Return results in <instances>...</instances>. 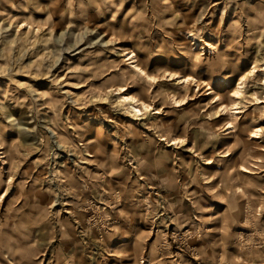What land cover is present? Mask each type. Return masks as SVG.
<instances>
[{"label":"rangeland","instance_id":"1","mask_svg":"<svg viewBox=\"0 0 264 264\" xmlns=\"http://www.w3.org/2000/svg\"><path fill=\"white\" fill-rule=\"evenodd\" d=\"M80 2L81 0H76L71 9L68 7V0H59V2H55V0H33L31 4L27 0H13L16 7H12L9 4L0 5L7 14L6 16H0V27L7 29V35L3 39L8 42L7 46L0 43V72L9 74L15 72L16 74L12 79L18 81V84H13L8 75H0V100H4V107L7 109L6 113H0V137L5 142V149H0V152L3 150L7 151L11 145L13 146L19 141L20 147L18 151L21 153L20 157L13 159L11 162H9L8 156L0 159V174L5 182L11 179L13 170L16 169L17 163L19 164L18 171L15 172V179L12 180L11 189L7 191L3 204L0 205V219L6 216L10 219L15 216L16 213L12 210L13 206L16 209L25 206L24 213L33 220V236L36 241L43 243L47 236V231L44 225L39 222V219L42 211L51 202L53 204L51 210L59 212L61 219L71 222L73 240L63 243L57 241L44 247L40 256L43 264H70V262L72 264H93V261H96V264H118L115 257L108 256L98 245L101 237L95 228L92 229L91 237L81 235L88 229L89 222L96 215V209L109 212H111V209L107 208L106 203L102 202L98 193L91 188L86 189L81 194L82 210L76 215H74L73 209V204L76 202L72 197L65 196L61 203H55L49 191L55 188V185L49 182L45 165L37 164V161L44 159V156L42 152L33 150L39 145L41 137L38 134L21 133L19 129L9 124V119L13 117L18 121L32 120V105L21 106V102L32 95L29 92V88L34 89L36 95L40 91L52 93L53 98L56 100H63L64 95L68 92L76 94L75 98L82 106L76 108L72 104L65 103L60 118L62 121L72 122L80 127L87 125L86 133H79L73 143L80 146L88 145V154L84 156L83 162L80 163L78 168L76 163L78 160L77 156H69L67 151H59L55 164L61 171L70 170L77 177L85 176V169L89 173L100 175L103 169L97 167L96 161L103 162V157L93 155V153H99L103 150L106 155L118 152L120 156H126L127 152L124 150L126 146L128 148H136L144 142L145 137L155 138L156 134L150 128L143 126L144 122L149 118L154 121L159 120L158 122L171 127L176 132L177 137L182 138L181 140L184 137L180 133L184 132L186 125V121L181 120V116L184 113H199L202 108L207 113H211L215 109L218 114L209 123L219 128L229 121V111L219 110L218 105L221 102L232 104L231 101L235 98L233 96L234 88L239 81L240 75L248 72L254 63L258 67L255 72L250 74L251 80L248 78L245 94L241 99H244L246 95L251 98L257 93L258 88H249L248 84L253 83L257 79L264 80V63L261 62L264 61V47L257 42L258 38L249 34L247 28H245L243 39L240 40V45L243 46L242 52L240 46H236L228 52V55L236 58L237 70L234 74L227 75V78H225V75L210 76L206 68L201 69L199 72L200 77H203L202 79L206 81L208 79L212 80L211 88L214 89L215 95L195 94L194 99H187L179 107H165L160 101H156L152 106L153 108H163L162 113H156L155 116L151 117L146 116L144 120H137L123 113L111 112L109 104L105 103L112 95L111 90L104 87L110 77L119 76L129 69L133 73H139L133 68L132 60L128 59L129 55H123V50H135L141 65H147L148 72H152L154 69L188 71L192 61L184 54L185 50L196 53L204 50L207 55L209 48L205 45V42H209L212 46L219 45V51L221 52L231 47L233 37L229 28L239 18L241 12V9L238 8L239 0L231 3L229 0H171V9L167 11L168 6L160 4L159 0H126L124 7L120 10L115 20L112 19L115 9L109 11L106 7L101 9L103 15H99L94 5H88L85 9H80ZM84 2L87 3V0H84ZM118 2L119 0H117ZM42 8H46L47 11H41L40 9ZM133 8L136 11L147 8L149 16H156L155 24L148 26L134 23L132 17L128 15ZM49 13L52 14L51 23H45L48 20ZM176 13L180 15V19L176 23L181 25V27L170 28L165 26L164 31H161L158 26L160 21L171 20ZM27 23H30V25H27ZM85 23L90 29L94 28L96 31L93 35L84 39L83 43H80L73 52L63 53L64 58L59 61L52 73L53 75L59 73L61 83L64 84L63 91L56 92L57 86L52 84L51 77L46 76L45 68L41 66L51 63V57L48 59H43V57L45 51L53 49L54 45L51 42L46 45L42 44L40 42L41 38L54 41L65 30L78 35ZM42 24L45 25L37 31L36 27ZM69 25H75V27H69ZM195 29L201 30L199 39L192 35V31ZM113 30L119 32L120 36H132L133 38L129 40L113 37L111 35ZM165 32H172L173 36L168 37ZM101 37H103L105 42L110 39L114 40V42L107 44L106 47H102L99 44L93 48L87 47L90 41H95ZM161 47L165 49V54L156 55L155 53ZM97 52H102L103 55H89V53ZM17 58L20 61L17 69L23 67L25 71L19 72L17 69L12 68L11 62ZM109 65L114 67H109ZM76 67L91 69L89 72L78 74L83 76V81L77 80L75 76H72V69ZM105 72L107 73L106 75L104 74ZM108 72L111 73L108 74ZM70 76L72 78H69ZM164 83L166 84V90L180 87L176 81L171 83L165 81ZM159 87L160 83L157 81L153 82L145 78L143 87L140 85L130 86L126 92L138 97V94L144 88L148 89V94H152ZM258 87L264 88V83H261ZM93 88L96 89V92L89 96V90ZM200 91H203V89H200ZM7 93H12L11 98L7 97ZM216 95L228 97V99L215 101ZM256 99L258 103L249 104L245 111L235 113L240 116V119L235 124L236 131L232 132L230 127L226 128L229 134H221L218 140L212 142L214 146L205 149L203 153L212 157L217 152L231 148L236 143L237 138L245 142L240 147L229 152L223 158L222 163L214 161L211 164H201L207 174L215 177L212 180V184L216 187H219L221 183V177L217 176L216 173H223L226 170L230 171L231 168L237 166H239L241 178L264 185V171L260 170V166L264 164V159H261V155L264 154V119H259V113L254 112L255 108L264 107V100H261L259 96H256ZM41 103H43V100H36L37 105ZM97 108L105 110L110 120H105L100 116L96 111ZM154 110L156 109H150L147 113H151ZM52 115L53 112L45 107L41 109L40 119L44 120ZM205 119V115H201L198 120H192L193 126H189L187 129V143L183 147L175 149V152L185 162H191L194 159L192 152L185 149L191 148L194 140L202 143L200 130L195 125L203 123ZM110 121H115V123ZM101 125H103L102 132ZM258 125L263 128L259 134L260 137L252 138L253 128ZM27 126L33 127L34 123H29ZM39 131L46 133L47 128ZM72 132L73 128H68L69 138H72ZM81 136L83 139H80ZM180 139L178 138V141ZM89 141H95V143L90 144ZM161 147L167 152L174 150L172 146L164 145L162 140ZM252 149H255V151L252 152ZM246 150L249 151V156L241 159ZM25 152L29 153L27 159L23 158ZM117 163H123L127 171L122 176L109 177V179L113 181L112 187L116 188L117 191L122 187H127L130 195L126 203L121 204V207L136 214L131 225H124L125 230L134 232L138 228L152 233L151 238L145 245L146 250L143 252L137 250L134 257L124 260L123 264H137L136 257L139 256L143 257V264H148V252L152 250L154 245L158 253L155 259L159 261V264H170L174 257L177 258V264H199L197 256L172 239L177 232L182 234L192 230V225L189 224L182 229H178L177 225L168 219L172 215L171 212L160 215L152 223L146 222V207H141L140 205L141 201L149 197L153 201L164 197L175 202L180 199V195L176 192H165L153 186L148 187L146 190L141 188L137 191L136 182L138 177L132 166L127 161H117ZM242 164L250 172L241 170ZM25 181H27L26 186L24 184ZM139 184L143 185L144 180L139 179ZM7 188V183L0 186V194H3ZM188 191H198L197 186L192 185ZM248 193L253 196L264 195V193H260L254 188L248 189ZM205 198L208 200L206 206L213 209L212 212L205 213V216H222L224 214L228 207L226 203L212 200L206 193ZM106 200L107 197H104V201ZM240 202L242 204L247 203L244 200ZM92 205H95V208ZM160 211L163 213V209ZM191 211V204L187 199L183 200L182 205L176 209L177 215L185 217L189 216ZM113 219H116L115 214H113ZM192 223L198 225L200 222L198 219L193 218ZM218 224L219 221H213L210 224H206L205 227L213 228L218 226ZM236 230L239 231L241 229L237 228ZM214 237L215 234L207 239L191 240L188 243V248L204 249L207 245L214 242ZM164 240H167V243L171 245V248L167 250L170 254L160 255L159 253L163 250L159 248V244L163 243ZM105 243L112 248L128 245L129 250H132L134 236H118L114 240H105ZM229 250L236 251L235 248H230ZM180 257H182V260L179 259Z\"/></svg>","mask_w":264,"mask_h":264},{"label":"clouds","instance_id":"2","mask_svg":"<svg viewBox=\"0 0 264 264\" xmlns=\"http://www.w3.org/2000/svg\"><path fill=\"white\" fill-rule=\"evenodd\" d=\"M29 4L33 3V0H27ZM59 2V0H55ZM76 0H68V7L71 9ZM229 2H237V0H229ZM126 0H81L79 3L80 9H85L88 5H94L97 14L103 15L104 9L107 7L109 11L115 9L112 19L115 20L119 15L120 10L124 7ZM162 5H167V10L171 9V0H159ZM9 4L12 7H16L13 0H0V5ZM51 7V6H50ZM238 8L241 9L239 18L234 21L230 26L229 31L232 33L233 42L230 48L225 49L224 52L219 51V45H209V51L207 55L204 50L199 53L194 51L185 50V53L192 61L190 70H166L159 69L148 72L147 65H142L144 75L140 73H133L131 69L126 70L119 76L110 77L104 87L112 92L111 97L105 101L109 104V110L114 113H123L124 115L131 116L137 120H144L146 116H155L156 111H163V108L146 113L141 110L138 105H144L147 108L148 105L154 104L156 101H160L165 107H179L185 103L187 99H194L195 94L199 95H215L214 89L211 88L212 80L207 81L201 79L199 72L201 69L206 68L209 71L210 76L234 74L237 70L236 58L228 55V52L234 49L236 46H240L241 52L243 46L240 45V40L243 39L245 28H247L249 34L255 35L258 39L257 42L264 47V0H239ZM41 11H47L46 8L40 9ZM148 9L145 8L141 11H136L133 8L129 12V16L136 24L152 26L155 24L156 16H149ZM6 12L0 7V16H6ZM180 19L179 13H176L171 20H161L158 25L161 31H164V27L178 28L176 21ZM202 19V16H201ZM52 14L49 13L48 20L45 23H51ZM69 27H75V25H69ZM96 30L90 29L85 23L80 33L74 34L71 31L65 30L61 32L60 36L54 41H49L46 38H41L42 44L52 43L53 49L46 50L43 59L51 57V63L47 65H41L45 68L46 76L51 77V82L56 85V92L63 91L64 84L61 83V77L59 73L53 75V69L57 66L59 61L63 59V53L73 52L77 49L80 43H83L84 39L93 35ZM200 29L192 31V35L196 39L200 38ZM7 35V29L0 27V43L7 46V41L3 39ZM111 35L113 37L132 39V36H120V33L113 30ZM165 35L172 37V32H165ZM114 40L107 42L103 41V37L90 41L87 44L88 48H93L95 45H101L106 47L107 44L113 43ZM19 43V41H17ZM156 55L165 54L163 47L159 48ZM174 54V53H168ZM89 55L100 56L102 52L89 53ZM264 63V61H261ZM20 63L19 58L11 62L12 68L17 69V65ZM109 67H114L109 65ZM118 67V66H115ZM19 72L25 71L23 67L17 69ZM91 71L90 68L76 67L72 69V76H75L77 80L83 81V76L78 75ZM15 72L11 74L0 72V75H8L13 84H18V81L12 79ZM107 74L106 72L104 73ZM156 77L158 83H160L159 89L148 94V89L138 94L137 106L132 104L124 105L121 103V97L117 95L118 91L134 85H145L146 77ZM69 78H72L71 76ZM251 80V77H249ZM188 81V87H185L184 81ZM167 81L171 83L176 81L180 84L179 88H172L166 90ZM264 83L262 80H255L253 83H249L248 87H257L258 91L251 98L247 95L244 99H241L239 106L235 109V112H243L247 109L249 104L258 103L256 96H259L261 100H264V88L258 86ZM203 91H200V89ZM192 91L193 96H187V93ZM29 92L32 93L24 101L21 102V106L31 104V121H18L17 119L10 118L9 124L14 128L19 129L21 133L38 134L41 139L38 146L33 150L42 152L44 159L37 161V164L45 165L48 172V180L55 185V188L50 189V195L54 199L55 203H61L65 196L72 197L76 202L73 204L74 215L78 214L82 210L83 202L81 201V194L88 188L95 190L98 193L102 202H105L107 208L111 209V212L107 210L96 209V215L93 220L89 222L88 229L81 235H87L91 237L92 229L95 228L100 234V241L98 245L104 250L108 256L115 257L118 264H123L124 260L133 258L135 252L145 251V245L151 238L152 233L141 229H136L134 232H128L125 230L124 225H131L135 219L136 214L126 208L121 207L122 203H126L130 193L127 187L120 188L117 191L112 187L113 181L109 177H119L126 173L127 168L123 163H117V161H127L132 166L138 177L136 182V189L139 191L141 188L146 190L148 187L153 186L165 192H176L180 195V199L173 202L169 198L161 197L159 200L153 201L150 197L140 202L141 207H146L147 217L146 222L152 223L154 219L159 218L162 214L171 212L172 215L168 217L173 223L177 225L178 229H182L185 226L191 224L192 230L183 232H177L172 239L176 240L178 244L188 251L192 252L199 259V264H264V195L253 196L248 193V189H256L260 193H264V185L256 184L251 181L243 179L239 175V166L231 168L230 171L226 170L223 173H216L221 177V183L219 187L212 184V180L215 179L206 173L205 169L201 167V164H211L214 161L216 163H222L223 158L232 150L240 147L244 144V141L239 140L226 151L215 153L212 157L206 156L203 153L205 149L213 147L214 141L218 140L223 135H228L226 128H231L232 132L236 131L235 124L240 119L239 115H236L234 111H229L228 115L230 120L225 122L219 128H216L213 124L209 123L218 113L215 109L211 113H207L205 109H201L199 113H184L181 116V120L186 121L184 132L180 133L183 140L177 139L176 132L169 126L164 125L158 121H154L151 118L144 122V127L150 128L156 137H145L144 142L136 148L125 147L127 152L126 156H120L119 153H113L112 155H106L103 150L99 153H93V155H99L103 157V162L96 161L97 167L103 169L100 175L95 173H88L85 169L86 175L83 177H77L72 171H61L55 164V160L59 151H67L69 156H77V167L83 162L84 156H86L88 145L80 146L73 143V140L79 133H86L87 125L80 127L74 125L72 122L62 121L60 114L63 111L65 103L72 104L73 107L79 108L82 105L76 100V94L68 92L64 95L63 100H56L53 98L52 93H43L42 95H36L35 90L29 88ZM96 89L89 90V96L93 95ZM8 98H11L12 93L6 94ZM46 98V99H45ZM217 101H223L228 97H222L216 95ZM36 100H43V103L37 105ZM145 101L147 103H145ZM236 103L235 101H231ZM210 106V105H209ZM47 107L53 112V115L47 119H40V112L42 108ZM97 113L105 120H110L107 112L102 108L96 109ZM7 109L4 107V100H0V113H6ZM254 112L259 113V119H264V107H257ZM167 114V113H165ZM201 115H205L206 119L203 123L195 125L199 128L202 143L193 141L191 148L185 149L191 151L194 159L191 162H185L175 152V149L183 147L187 143V129L192 125V120L199 119ZM191 117V119H189ZM115 123V121H110ZM29 123H34L33 127H28ZM73 128V132L68 133V128ZM47 128V132L42 130ZM101 132L103 131V125L100 126ZM119 131V130H118ZM80 139H83L81 136ZM161 140L164 145L172 146L173 151L167 152L161 147ZM89 143H95V141H89ZM20 147L19 141L15 145L11 146L7 151L0 153V159L3 156L9 157V162L13 159L20 157L21 153L18 151ZM5 148V142L0 137V149ZM252 152L255 149L251 150ZM143 153V155H141ZM29 153L25 152L23 158L27 159ZM249 156V151L246 150L241 159ZM261 159H264V154L261 155ZM19 164L17 163L16 169L12 172V177L5 182L0 177V186L7 183L8 188L3 194H0V205L3 204L4 196L7 195V191L11 189L12 180L15 179V172L18 171ZM195 169V171H193ZM260 170L264 171V164L260 166ZM235 173V175H233ZM187 177V179H185ZM139 179L144 180V184H139ZM82 181V182H81ZM25 186L27 181L24 182ZM192 185H196L198 191H188ZM205 193L212 200H218L228 205L222 216H205V213L213 211L211 207L206 206L208 200L205 198ZM104 197L107 200L104 201ZM187 199L191 204V213L185 217L177 215L176 209L180 207L183 200ZM244 200L247 203L242 204L240 201ZM18 202V201H17ZM53 204L49 205L42 211L39 222L44 225L47 231V236L43 243L36 241L33 236V220L24 213V207L16 209L13 206L15 216L5 217L0 219V264H43L40 260L42 250L44 247L51 245L59 241L63 243L65 241L73 240V228L70 221L61 219L59 212H53L51 210ZM95 208V205H92ZM163 209V213H161ZM259 209V210H258ZM113 214L116 215V219H113ZM193 218L199 220V224H193ZM213 221H219L218 226L213 228H206V224H210ZM239 228L241 230L237 231ZM215 234L214 242L207 245L204 249H191L188 248V243L191 240L199 241L207 239L209 236ZM163 235V234H161ZM118 236H134V243L132 250H129L128 245H120L118 247H109L105 240H114ZM161 251L160 255L170 254L167 252L171 248V245L164 240L159 244ZM230 248H235L236 251H230ZM156 246H152V250L148 252V264H159V261L155 259L157 255ZM137 264H143V257H136ZM182 260V257L179 258ZM72 264V262H70ZM96 264V261H93ZM170 264H177V258H173Z\"/></svg>","mask_w":264,"mask_h":264},{"label":"bare ground","instance_id":"3","mask_svg":"<svg viewBox=\"0 0 264 264\" xmlns=\"http://www.w3.org/2000/svg\"><path fill=\"white\" fill-rule=\"evenodd\" d=\"M27 25H30V23H27ZM45 24H42V25H38L36 28H37V31L39 30V29H41L43 26H44ZM31 27V26H30ZM205 45L206 46H209L210 45V43L209 42H205ZM203 49H204V47H202ZM208 50V49H207ZM237 50V49H236ZM140 53V52H139ZM129 55V58L128 59H131L132 61H131V63H132V66H133V68L135 69V71L136 72H139V73H141L142 75H144V73H143V68H142V65H141V63H140V60H139V56H138V54H137V52L135 51V50H123V55ZM243 56V55H242ZM253 57V56H252ZM251 59V58H250ZM257 67H258V65L257 64H253L252 65V68L251 69H249V71L248 72H246V73H242L241 75H240V77H239V81L237 82V85L235 86V88H234V94H233V96L235 97L234 98V100L233 101H235L236 103H232V104H225V102H221L218 106H219V110H226V111H234L235 112V109L239 106V102H240V100H241V98H242V96L245 94L244 92H245V86H246V83H247V80H248V78H249V76H250V74L251 73H253V72H255L256 71V69H257ZM110 71H112V70H110ZM109 73H111V72H108V74ZM147 79H149V80H151V81H153V82H156L157 80H156V77H154V76H152V77H146ZM203 77H201V79H202ZM203 80H205V79H203ZM206 81V80H205ZM264 81V80H263ZM177 84H179V83H177ZM180 85V84H179ZM184 85H185V87H188V81L187 80H185L184 81ZM202 89V88H201ZM128 90V87L127 88H123V89H121V90H119V96L121 97V103L122 104H124V105H128V104H132V105H134V106H137V97L136 96H134L133 94H131V93H128V92H126ZM43 93H45L44 91H40L39 93H38V95H42ZM191 93V94H190ZM189 95H191V96H193L194 94L192 93V91H189L188 93H187V96H189ZM258 99V98H257ZM227 100V99H226ZM215 101H217V100H215ZM145 103H147L146 101H145ZM184 104V103H183ZM153 104H151V105H148L147 106V108H145V106L144 105H138L140 108H141V110L142 111H144V112H149V110L150 109H161V108H158V107H156V108H153V106H152ZM182 105V104H181ZM93 112V111H92ZM156 113H162L161 111H156ZM235 113H239V112H235ZM92 115V114H91ZM247 115V114H246ZM158 116V115H157ZM247 117H248V115H247ZM159 118H161V117H159ZM159 121V120H158ZM262 130H263V128L261 127V126H255L254 128H253V136H252V138H259L260 137V132H262ZM104 134V133H103ZM105 135V134H104ZM180 139V137H177V139ZM182 139V138H181ZM180 139V140H181ZM98 140V139H97ZM105 144V143H104ZM12 146V145H11ZM104 146V145H103ZM5 149V148H4ZM90 149V148H89ZM96 149V148H95ZM3 152H5V150H3V151H1L0 153H3ZM96 152V151H95ZM3 157H5L6 158V155L5 156H3ZM241 170H243V171H245V172H250V170L245 166V165H243L242 164V168H241ZM89 173V172H88ZM0 177H1V174H0Z\"/></svg>","mask_w":264,"mask_h":264}]
</instances>
